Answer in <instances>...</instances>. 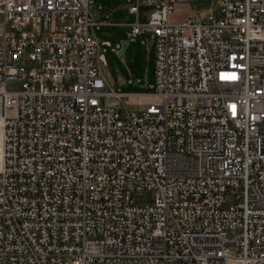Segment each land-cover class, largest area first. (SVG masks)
I'll return each instance as SVG.
<instances>
[{
  "label": "built area",
  "instance_id": "built-area-1",
  "mask_svg": "<svg viewBox=\"0 0 264 264\" xmlns=\"http://www.w3.org/2000/svg\"><path fill=\"white\" fill-rule=\"evenodd\" d=\"M89 4L0 0V264H264V0H135L152 93L109 83Z\"/></svg>",
  "mask_w": 264,
  "mask_h": 264
},
{
  "label": "rangeland",
  "instance_id": "rangeland-1",
  "mask_svg": "<svg viewBox=\"0 0 264 264\" xmlns=\"http://www.w3.org/2000/svg\"><path fill=\"white\" fill-rule=\"evenodd\" d=\"M135 0H90V10L95 16L94 33L101 45L104 74L119 93H137L154 91L155 81V48L153 34L147 32L141 35L133 33V24L137 15L129 12V7ZM213 0H191L197 9H209ZM139 22L148 21L150 7L142 5L139 9ZM184 15L180 8L173 17L178 19ZM123 42L126 43L124 47ZM147 98L137 101L135 96L128 103L135 111H143ZM117 111L124 116L122 106ZM132 203L142 205L151 200L149 192L134 193ZM237 264V263H231Z\"/></svg>",
  "mask_w": 264,
  "mask_h": 264
},
{
  "label": "trees",
  "instance_id": "trees-1",
  "mask_svg": "<svg viewBox=\"0 0 264 264\" xmlns=\"http://www.w3.org/2000/svg\"><path fill=\"white\" fill-rule=\"evenodd\" d=\"M146 92H149V91H140L139 93H146Z\"/></svg>",
  "mask_w": 264,
  "mask_h": 264
},
{
  "label": "water",
  "instance_id": "water-1",
  "mask_svg": "<svg viewBox=\"0 0 264 264\" xmlns=\"http://www.w3.org/2000/svg\"><path fill=\"white\" fill-rule=\"evenodd\" d=\"M123 45H124V47L126 46V43L125 42H123Z\"/></svg>",
  "mask_w": 264,
  "mask_h": 264
}]
</instances>
